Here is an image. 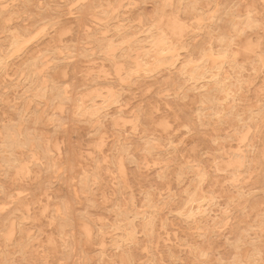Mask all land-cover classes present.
I'll return each mask as SVG.
<instances>
[{
    "label": "rangeland",
    "instance_id": "374dc122",
    "mask_svg": "<svg viewBox=\"0 0 264 264\" xmlns=\"http://www.w3.org/2000/svg\"><path fill=\"white\" fill-rule=\"evenodd\" d=\"M0 46V264H264V0H0Z\"/></svg>",
    "mask_w": 264,
    "mask_h": 264
},
{
    "label": "bare ground",
    "instance_id": "6f19581e",
    "mask_svg": "<svg viewBox=\"0 0 264 264\" xmlns=\"http://www.w3.org/2000/svg\"><path fill=\"white\" fill-rule=\"evenodd\" d=\"M161 14H162V12H161ZM229 21V20H228ZM176 25H178V24H176ZM233 31V30H232ZM232 33V32H231ZM19 35V34H18ZM20 36H22V35H20ZM157 36H158V34H157ZM16 43V42H15ZM14 43V44H15ZM13 44V45H14ZM11 45H12V42H11ZM128 45V44H127ZM126 45V46H127ZM1 47V46H0ZM128 47H129V45H128ZM142 47V46H141ZM162 47V46H161ZM172 47V46H171ZM114 48V47H113ZM173 48V47H172ZM125 49H127L126 47H125ZM227 49V48H226ZM114 50V49H113ZM170 50V49H169ZM115 51H116V49H115ZM157 51V50H156ZM226 51V50H225ZM2 53V52H1ZM129 53V52H128ZM160 53V52H159ZM154 54V53H153ZM176 54V53H175ZM107 55V54H106ZM109 55V54H108ZM129 55V54H128ZM130 56H131V54H130ZM148 56H150V55H148ZM176 56V55H175ZM219 56V55H218ZM112 57L114 58V56L112 55ZM1 58V57H0ZM152 58V57H151ZM154 58V57H153ZM167 58V57H166ZM144 59V58H143ZM145 59H147V58H145ZM149 59V58H148ZM110 60V59H109ZM173 60V59H172ZM112 61V60H111ZM114 61V60H113ZM144 61V60H143ZM147 61V60H146ZM139 62H141V61H139ZM172 62V61H171ZM225 62H227V61H225ZM114 63V62H113ZM149 63V62H148ZM111 64V63H110ZM130 64V63H129ZM143 64V63H142ZM147 64V63H146ZM173 64V63H172ZM171 64V65H172ZM1 65V64H0ZM154 65V64H153ZM216 65V64H215ZM144 66H145V64H144ZM141 67L143 68V66L141 65ZM141 70V69H140ZM139 70V71H140ZM31 71V70H30ZM122 73H124V72H122ZM36 74V73H35ZM221 74V73H220ZM37 75V74H36ZM39 75V74H38ZM219 76V75H218ZM119 77V76H118ZM222 77V76H221ZM219 78V77H218ZM31 83H33L32 81H31ZM231 84H233V83H231ZM214 86V85H213ZM219 87V86H218ZM42 88V87H41ZM44 88V87H43ZM214 88H216V87H214ZM232 88V87H231ZM56 89V88H55ZM219 90V89H218ZM232 90V89H231ZM230 90V91H231ZM43 91H44V89H43ZM215 92H216V90H215ZM208 93V92H207ZM33 95V94H32ZM211 96H212V94H211ZM213 97V96H212ZM234 100V99H233ZM232 104V103H231ZM234 105V104H233ZM233 105H232V107H233ZM94 111V110H93ZM97 111V110H96ZM93 116H94V114H93ZM9 125V124H8ZM11 129H13V128H11ZM14 130V129H13ZM16 131V130H15ZM13 132V131H12ZM16 133H18V132H16ZM14 135V134H13ZM18 135V134H17ZM26 136V135H25ZM17 138H18V136H17ZM10 139V138H9ZM20 139V138H19ZM12 140V139H11ZM30 140V139H29ZM19 141V140H18ZM20 142V141H19ZM24 142V141H23ZM22 143V142H21ZM35 149H36V147H35ZM38 149V148H37ZM40 150V149H39ZM41 152V151H40ZM40 156H41V154H40ZM19 161V160H18ZM242 162V161H241ZM18 163V162H17ZM33 162H31V164H32ZM2 165H4V166H6L5 164H3V163H1ZM242 165V164H241ZM3 166V167H4ZM16 166V165H15ZM29 168V167H28ZM11 170V169H10ZM62 208V207H61ZM122 213H124V212H122ZM121 217V216H120ZM123 218V217H122ZM134 234V233H133ZM125 235H126V233H125ZM127 236V235H126ZM130 239V238H129Z\"/></svg>",
    "mask_w": 264,
    "mask_h": 264
}]
</instances>
